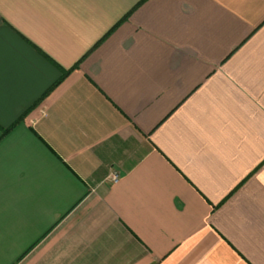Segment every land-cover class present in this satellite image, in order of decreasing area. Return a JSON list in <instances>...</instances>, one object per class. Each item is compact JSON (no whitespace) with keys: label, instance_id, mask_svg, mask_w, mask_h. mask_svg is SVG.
I'll return each mask as SVG.
<instances>
[{"label":"crops","instance_id":"obj_1","mask_svg":"<svg viewBox=\"0 0 264 264\" xmlns=\"http://www.w3.org/2000/svg\"><path fill=\"white\" fill-rule=\"evenodd\" d=\"M0 264H264V0H0Z\"/></svg>","mask_w":264,"mask_h":264},{"label":"built area","instance_id":"obj_2","mask_svg":"<svg viewBox=\"0 0 264 264\" xmlns=\"http://www.w3.org/2000/svg\"><path fill=\"white\" fill-rule=\"evenodd\" d=\"M119 178V173L117 171H113L110 174V179H112L113 181H116Z\"/></svg>","mask_w":264,"mask_h":264},{"label":"trees","instance_id":"obj_3","mask_svg":"<svg viewBox=\"0 0 264 264\" xmlns=\"http://www.w3.org/2000/svg\"><path fill=\"white\" fill-rule=\"evenodd\" d=\"M78 63V62H77ZM75 65H77V64H75ZM75 67V66H74ZM69 71V70H68ZM68 71H66L64 74H63V76H62V78L67 74V72ZM59 81H60V79L55 83V85L57 84V83H59Z\"/></svg>","mask_w":264,"mask_h":264}]
</instances>
